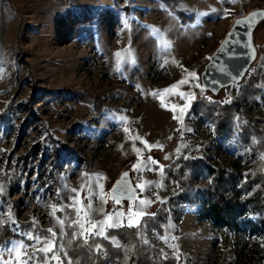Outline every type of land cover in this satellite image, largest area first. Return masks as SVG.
I'll return each instance as SVG.
<instances>
[{
    "label": "rangeland",
    "instance_id": "374dc122",
    "mask_svg": "<svg viewBox=\"0 0 264 264\" xmlns=\"http://www.w3.org/2000/svg\"><path fill=\"white\" fill-rule=\"evenodd\" d=\"M254 10L264 0H0V233L14 235L0 264H71L67 249L91 233L135 264L137 225L153 261L264 264L256 215L215 225L165 173L191 165L180 177L194 191L209 187L204 166L264 173V17L242 79L202 80L233 19ZM253 242L261 256L239 258Z\"/></svg>",
    "mask_w": 264,
    "mask_h": 264
},
{
    "label": "trees",
    "instance_id": "16d2710c",
    "mask_svg": "<svg viewBox=\"0 0 264 264\" xmlns=\"http://www.w3.org/2000/svg\"><path fill=\"white\" fill-rule=\"evenodd\" d=\"M260 72V68L251 69L249 75L246 77L247 91L251 94L261 92L255 86V83L258 82ZM258 120L264 124L263 118ZM223 126L224 123H216V131L219 132ZM263 134V131L257 132L258 139L261 141ZM177 164L178 161L172 162L165 169V173L169 179L182 186V191L179 192L178 196L183 202L191 200L193 204H201L202 215L211 223L215 225L219 223L226 224L234 229H238L236 222L238 217L247 211L248 214L257 216L258 226L264 231V173L259 166H256L244 176L231 168L215 169L214 167L204 166L202 168L208 173L209 187H200L194 191L193 188L188 186L187 178L180 177V173L191 168V165L182 164L177 168ZM168 201L161 204V209L165 210ZM148 218H153V215ZM140 226L137 225L136 227L128 229L132 235L131 261H134L135 264H140L141 260H144L145 264H181V260L173 263L167 258L161 262L149 259L140 237L136 234V232H139ZM114 232H117V230H110L108 234H113ZM13 237L14 235L8 232L7 229H3L2 233H0L1 241L10 240ZM77 243V245L73 243L75 246L67 249L71 264H121L120 254L115 252V249L111 247L105 237H99L91 233L87 236V239L79 238ZM98 243L106 248L104 257L94 251L95 245H98ZM237 255L239 258L247 255L246 259H250L252 256L256 259L257 256H261L256 242L249 245H242Z\"/></svg>",
    "mask_w": 264,
    "mask_h": 264
},
{
    "label": "water",
    "instance_id": "95a60500",
    "mask_svg": "<svg viewBox=\"0 0 264 264\" xmlns=\"http://www.w3.org/2000/svg\"><path fill=\"white\" fill-rule=\"evenodd\" d=\"M261 17H264V12L254 10L233 19L227 35L220 41L202 72L206 88L214 91L242 79L254 58L251 33Z\"/></svg>",
    "mask_w": 264,
    "mask_h": 264
}]
</instances>
